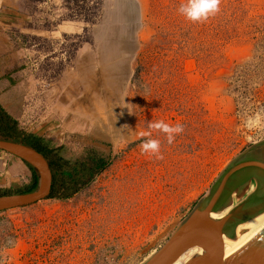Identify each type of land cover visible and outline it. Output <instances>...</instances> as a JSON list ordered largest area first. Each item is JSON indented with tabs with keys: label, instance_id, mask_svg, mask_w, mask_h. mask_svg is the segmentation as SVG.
Segmentation results:
<instances>
[{
	"label": "rangeland",
	"instance_id": "374dc122",
	"mask_svg": "<svg viewBox=\"0 0 264 264\" xmlns=\"http://www.w3.org/2000/svg\"><path fill=\"white\" fill-rule=\"evenodd\" d=\"M39 1L18 0L0 106L68 160L60 171L72 178L58 175L54 197L0 211V264H139L264 140V127L246 126L264 116V0H221L205 22L179 14L185 0H60L51 16ZM161 119L184 131L172 144L153 131L156 159L139 133ZM12 156L0 150V194L30 182L26 163L5 168Z\"/></svg>",
	"mask_w": 264,
	"mask_h": 264
},
{
	"label": "water",
	"instance_id": "95a60500",
	"mask_svg": "<svg viewBox=\"0 0 264 264\" xmlns=\"http://www.w3.org/2000/svg\"><path fill=\"white\" fill-rule=\"evenodd\" d=\"M0 150L27 162L37 173V185L33 190L0 194V211L27 206L49 196L52 171L45 156L20 140L3 136H0ZM260 150H264V140L231 160L165 242L139 264H171L184 249L191 251L187 264H214L219 255L220 238L232 236L237 225L264 210V158ZM250 180L258 181L257 188L228 212L213 218L232 203L236 188ZM231 264H264V227Z\"/></svg>",
	"mask_w": 264,
	"mask_h": 264
},
{
	"label": "clouds",
	"instance_id": "9594fccd",
	"mask_svg": "<svg viewBox=\"0 0 264 264\" xmlns=\"http://www.w3.org/2000/svg\"><path fill=\"white\" fill-rule=\"evenodd\" d=\"M220 4L221 0H185L180 4L177 11L189 21L205 22L210 16H214L220 11ZM246 126L249 129L264 127V116L260 112L254 116H249ZM153 131L163 132L167 142L172 144L176 135L184 131V126L180 123L169 124L161 119L150 122L148 130L139 133V136L144 138L140 145L141 153L155 156L156 159H163L160 140L151 138Z\"/></svg>",
	"mask_w": 264,
	"mask_h": 264
},
{
	"label": "bare ground",
	"instance_id": "6f19581e",
	"mask_svg": "<svg viewBox=\"0 0 264 264\" xmlns=\"http://www.w3.org/2000/svg\"><path fill=\"white\" fill-rule=\"evenodd\" d=\"M259 153H261L262 157L264 158V150H260ZM0 165H2V164H0ZM248 182H249V183H247L248 185L244 183V184L238 186L236 188L237 189L236 193H233V195H232V197L235 194L236 195L241 194V196L239 198L233 199L231 204H228V206L225 209H223L218 215H214L213 218L222 216L223 214L228 212V210L233 205H235V203H237L239 200H241L246 195L250 194V192H252L255 188H257V186H258L257 180H255V181L250 180ZM263 227H264V210L261 211L260 213L256 214V215L252 216L248 220L237 225L232 236H230V237L222 236L220 238L219 255H218L217 259L215 260L214 264H231L234 261H236L248 249V247L252 244V242L257 237V235L259 234V232L262 230ZM154 251L150 252L144 259H146L148 256H150ZM190 256H191V251L184 249L181 252V254L177 258H175V260H173V262L171 264H187Z\"/></svg>",
	"mask_w": 264,
	"mask_h": 264
},
{
	"label": "crops",
	"instance_id": "0c3cea01",
	"mask_svg": "<svg viewBox=\"0 0 264 264\" xmlns=\"http://www.w3.org/2000/svg\"><path fill=\"white\" fill-rule=\"evenodd\" d=\"M51 7H52V11L48 10V8H51ZM38 8H39L38 15L51 16L59 12L60 0H40L38 2ZM20 11L21 10L19 8L18 0H0V64L5 62L7 65L8 64L11 65L9 58L13 56V54L8 53V50L9 48L11 49L14 41L12 42V38L10 37L11 35L9 33H10V30L12 29V26L16 25L17 21L19 20V17H22V14L20 13ZM48 12L50 14H47ZM51 32L57 33L58 31L54 30ZM5 73H8L7 70ZM2 79H5V78L2 77ZM12 157L13 158H8V157L4 159L1 158L4 161L3 164L5 165V168L8 170L13 168L14 170L17 169L19 171H24L23 169L24 162H22L20 158L14 155ZM8 170H6L5 173H9ZM5 177H8V176H5ZM4 182L7 183V178H5V180H0V185L3 186V184H5Z\"/></svg>",
	"mask_w": 264,
	"mask_h": 264
},
{
	"label": "trees",
	"instance_id": "16d2710c",
	"mask_svg": "<svg viewBox=\"0 0 264 264\" xmlns=\"http://www.w3.org/2000/svg\"><path fill=\"white\" fill-rule=\"evenodd\" d=\"M0 135L6 138H15L20 140L33 148L39 151L47 159L49 166L52 171V184L51 192L48 197H54L58 193L59 186L56 184L58 175H66L67 177L72 178L71 170H62V164H68V160H64L62 157L52 156L54 151L50 148L43 137L37 136L33 133L20 132L16 129V123L12 120L6 113H4L2 107L0 106ZM28 168L31 171L30 182L27 185V188L20 192H29L33 190L37 185V173L36 170L27 162L24 161ZM72 168V166H70Z\"/></svg>",
	"mask_w": 264,
	"mask_h": 264
}]
</instances>
